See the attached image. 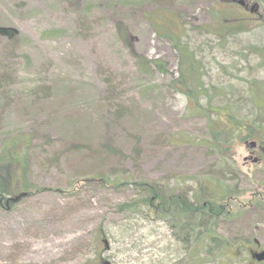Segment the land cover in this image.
Wrapping results in <instances>:
<instances>
[{
  "label": "rangeland",
  "instance_id": "rangeland-1",
  "mask_svg": "<svg viewBox=\"0 0 264 264\" xmlns=\"http://www.w3.org/2000/svg\"><path fill=\"white\" fill-rule=\"evenodd\" d=\"M210 7L0 0V147L30 141L19 174L34 186L0 205V264H194V253L197 264H259L264 154L251 144L264 147V30L220 40ZM139 182L163 205H221L225 258L180 245L155 208L124 210Z\"/></svg>",
  "mask_w": 264,
  "mask_h": 264
},
{
  "label": "trees",
  "instance_id": "trees-1",
  "mask_svg": "<svg viewBox=\"0 0 264 264\" xmlns=\"http://www.w3.org/2000/svg\"><path fill=\"white\" fill-rule=\"evenodd\" d=\"M221 31L225 30V27H219ZM182 55L183 60H191L194 65V57L189 52L187 47L176 45L175 46ZM189 55V56H188ZM142 58L139 59V64L142 68H147L142 63ZM190 62V61H189ZM193 70L195 66L192 67ZM193 73L189 74L192 79ZM188 77V76H187ZM183 79V77H181ZM187 81V79L185 80ZM186 84L182 81L181 83ZM189 88V87H188ZM193 88H189L187 97L196 100L200 96H196L193 92ZM199 94V93H197ZM197 100L196 105L199 106ZM228 119H231L228 114ZM245 128H251L250 124L247 123ZM233 125L229 126L228 130H225L223 135L229 137L233 134ZM249 138V137H247ZM30 141L17 137L16 139H10L0 147V205H6L7 203L15 204L21 198L32 193V184L27 182V178L20 176L19 171L26 170L28 165L27 155L30 147ZM116 182V181H114ZM136 187L140 192V198L133 203H127L124 210H134L138 208H155L159 212H162L165 217L170 219L171 224H175L176 230L178 231V219L181 220L180 224L184 231L183 241L187 247L192 248H203L207 249L203 251V257L206 255L212 257V254H216V259L221 260L225 258L224 252L229 250L228 245L223 244V240L216 236L215 227L219 219L225 214L222 211L221 205L214 203V200L206 201L204 204L190 203L179 198L168 201L165 205L162 202V191L151 184L148 185L146 182L136 183ZM150 195L152 198L149 200ZM222 198V197H220ZM222 255V256H221ZM196 257V253L192 255V258Z\"/></svg>",
  "mask_w": 264,
  "mask_h": 264
},
{
  "label": "flooded vegetation",
  "instance_id": "flooded-vegetation-1",
  "mask_svg": "<svg viewBox=\"0 0 264 264\" xmlns=\"http://www.w3.org/2000/svg\"><path fill=\"white\" fill-rule=\"evenodd\" d=\"M205 3L210 4V9L216 14L219 19L214 21L216 25V34L220 40H230L237 42L236 38L240 34L248 33L250 27L255 25L259 29L264 30V0H204ZM220 26L225 27L229 31L227 37H224L223 31L219 30ZM235 35H231L232 33ZM243 46H249V43L246 42ZM256 150H259L260 153H264V147L258 144L252 145ZM253 149V148H252ZM179 200H185V196L182 195L178 197ZM152 209V208H151ZM152 211V210H151ZM181 220L178 219V232L175 231V224L171 225L172 236L174 240L178 241L180 245L183 229L180 227ZM166 223L170 224V219L166 218Z\"/></svg>",
  "mask_w": 264,
  "mask_h": 264
},
{
  "label": "water",
  "instance_id": "water-1",
  "mask_svg": "<svg viewBox=\"0 0 264 264\" xmlns=\"http://www.w3.org/2000/svg\"><path fill=\"white\" fill-rule=\"evenodd\" d=\"M253 258L258 262H264V251L260 253L253 254Z\"/></svg>",
  "mask_w": 264,
  "mask_h": 264
},
{
  "label": "bare ground",
  "instance_id": "bare-ground-1",
  "mask_svg": "<svg viewBox=\"0 0 264 264\" xmlns=\"http://www.w3.org/2000/svg\"><path fill=\"white\" fill-rule=\"evenodd\" d=\"M70 242H71V243H72V242H75V240L73 239V240H71ZM67 243H68V242H67ZM67 246H68V244H64V245H63V253L66 252V251L68 250V247H67Z\"/></svg>",
  "mask_w": 264,
  "mask_h": 264
}]
</instances>
